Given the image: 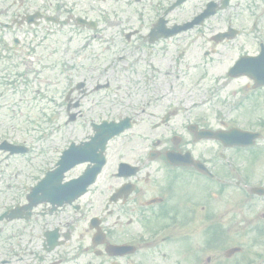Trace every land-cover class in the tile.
<instances>
[{
	"label": "flooded vegetation",
	"instance_id": "1",
	"mask_svg": "<svg viewBox=\"0 0 264 264\" xmlns=\"http://www.w3.org/2000/svg\"><path fill=\"white\" fill-rule=\"evenodd\" d=\"M35 32H46V51L49 33H60L64 63H71L60 76L80 82L78 91L64 89V114L72 99L76 122L94 115L98 123L123 119L129 126L107 145L106 171L83 197L33 215L42 237L56 230L60 242L49 253L42 242L36 264H68L64 256L73 251L78 261L82 250L96 255L95 264H142L130 254L109 257L106 244L132 245L142 256L147 235L160 232L168 216L186 223L192 237L228 233L264 252V0H0V35L7 38L0 45L10 47L26 80ZM120 76L129 86L125 114L98 120L85 85L103 80L107 91L109 79ZM170 152L178 155L171 162ZM115 157L116 165L108 162ZM98 231L105 243L96 247ZM196 251L204 256L197 264H219L205 258L209 249Z\"/></svg>",
	"mask_w": 264,
	"mask_h": 264
},
{
	"label": "rangeland",
	"instance_id": "2",
	"mask_svg": "<svg viewBox=\"0 0 264 264\" xmlns=\"http://www.w3.org/2000/svg\"><path fill=\"white\" fill-rule=\"evenodd\" d=\"M49 37L46 51V32H35L31 36V45L35 50L33 61L29 62L33 72L28 80L20 77L24 71L20 63H14L16 58L11 61L10 47L4 49L0 45V140L22 144L29 149L28 154L12 156L7 160L0 155V214L7 208L6 203H10L4 201V192L16 189V194L22 197L23 188L27 189L37 182L71 141L78 142L91 133L85 124H65L59 102L64 89L74 88L79 81L72 75L60 76L61 68L71 63H64L66 59L61 54L62 49H59L60 33L51 32ZM124 84L123 81L110 83L108 91L91 93V100H96L97 104L102 101V105L106 104L109 94L108 106L99 111L102 117L103 113L122 115L126 111L122 107L128 102L126 94L124 96ZM92 86L93 83L88 81L85 85L87 92ZM111 108L113 110H109ZM32 228V221L0 223V264H33L31 253L39 251L40 241L37 238L33 240L35 232L30 238ZM234 244L241 246L243 243L233 241L231 245ZM185 247L186 241L182 238L165 245L158 252L168 253L167 260L160 258L159 253L156 255L153 250H147L146 264H187L182 256ZM10 250H14V255L8 257Z\"/></svg>",
	"mask_w": 264,
	"mask_h": 264
},
{
	"label": "water",
	"instance_id": "3",
	"mask_svg": "<svg viewBox=\"0 0 264 264\" xmlns=\"http://www.w3.org/2000/svg\"><path fill=\"white\" fill-rule=\"evenodd\" d=\"M115 133H118L117 131L115 132ZM99 147L100 148H103V143L102 144H100L99 145ZM73 152V150H70L67 154H66V158H70L71 157V153ZM98 159H100V157L98 156ZM95 161V159H92L91 160V158H86L85 160L84 159H80V160H77V161H75V162H73V165L75 164V163H77V162H82V161ZM99 161L97 160V163H98ZM100 163H102L101 162V159H100V162L97 164V167H99L100 168ZM72 165V166H73ZM64 171H65V169L64 168H60L59 169V172H57L55 175H54V177L52 178V181H53V179H54V181H60L61 179H62V175H63V173H64ZM98 171V170H97ZM97 173V172H96ZM95 175V172H94V170H92L91 172H90V176H94ZM51 181V178H49V179H46V182L47 181ZM54 183V182H53ZM74 185L75 184H73V185H71L70 187H68V188H66V190L63 192V196L64 197H67L69 194H73V193H75V192H77V190H76V188L74 187ZM61 189V187L60 186H58V187H56V191H60V192H62L63 190H60ZM48 201H50V202H58V201H60V200H53V199H51V198H48Z\"/></svg>",
	"mask_w": 264,
	"mask_h": 264
}]
</instances>
